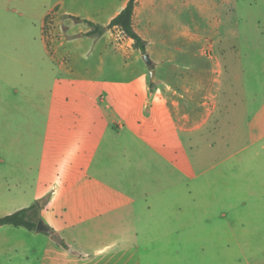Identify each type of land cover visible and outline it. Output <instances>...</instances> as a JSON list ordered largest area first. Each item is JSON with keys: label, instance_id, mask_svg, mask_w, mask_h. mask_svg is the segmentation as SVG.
Listing matches in <instances>:
<instances>
[{"label": "rangeland", "instance_id": "1", "mask_svg": "<svg viewBox=\"0 0 264 264\" xmlns=\"http://www.w3.org/2000/svg\"><path fill=\"white\" fill-rule=\"evenodd\" d=\"M41 3L0 0V49L24 56V40H31L35 56L44 58H37L36 72L45 76L29 82V108L38 100L57 102L62 152L69 141V152L85 156L75 173L52 177L30 203L70 247V256H57L58 264H233L227 238L213 228L214 116L227 125L229 81L249 70L246 47L252 37L264 36L258 32L264 0H169L160 9L166 17L146 7L153 78L132 39L115 27L113 43L87 35L90 26L82 16L52 11L45 24L47 51L41 40L47 10ZM173 18L183 22V30L169 24ZM54 27L60 41L52 38ZM2 87L0 146L7 97ZM171 88L184 94L174 96L180 107L154 109ZM200 104L204 118L197 117ZM2 158L0 151V167ZM0 201L2 215L9 208ZM5 229L14 228L0 231ZM38 235L37 251H17L2 236L0 264H41L50 241L64 248L45 232ZM252 262L264 264V253Z\"/></svg>", "mask_w": 264, "mask_h": 264}, {"label": "crops", "instance_id": "2", "mask_svg": "<svg viewBox=\"0 0 264 264\" xmlns=\"http://www.w3.org/2000/svg\"><path fill=\"white\" fill-rule=\"evenodd\" d=\"M41 1L47 10L41 37L47 51L49 45L44 32L46 17L52 11L55 15L63 13L82 16L83 20L108 25L129 2V0ZM168 3L169 0H138L136 3L133 24L135 29L144 38L146 37L150 47L152 42L151 36L146 34L144 9L152 6L153 14L166 17L160 9L165 8ZM11 15L13 13H3V16ZM182 23L181 20L173 18L169 24L180 26L179 28L183 30ZM148 24L151 25L152 20H149ZM185 26L187 31V25ZM55 28L51 30L52 38L60 41L55 35ZM90 30L91 27L88 31ZM258 32L264 34V26ZM113 36V30L109 29L99 36V40L108 38V43H111ZM252 39L245 52L249 57L248 65H250L249 68L248 65L245 66V69L249 70L235 74L229 81L228 96L231 104L227 108L229 112L227 125H223L221 118L214 116L213 126V153L217 160L214 165L213 228L218 237L224 235L227 238L229 259L233 264H262L252 261L254 257L264 253V36L261 39L254 37ZM24 45L28 49L27 55L19 57L2 54L3 50L0 49L2 54L0 84L7 94L4 99L5 139L0 146V151L4 153L2 158L4 166L0 167V192L3 191L5 197L0 198L5 200L9 208L0 217L31 206V201L36 199V195L42 191L46 181L61 175L63 170L72 169L75 173L85 159V156L80 158L76 152L68 151L69 141L64 144L62 152L60 135L62 120L57 102L38 100L30 110L26 96L27 87L36 77L45 76L36 72L37 58L42 61L44 58L35 56V48L29 38L26 37ZM216 79L214 77V93H216ZM9 91H12L13 95H9ZM153 95L157 97V92H153ZM177 95L184 94L182 92L178 94L177 89L174 88L166 89L165 98L158 100L156 98L159 104H155L153 108L166 111L170 103L174 107H180V102L174 98ZM10 96L13 97L9 98ZM148 104L153 105L151 101ZM200 106L202 109L197 117L204 118L203 104ZM193 118L188 112L186 113L187 121ZM3 228H14L0 231V238L4 236L5 240L12 239L8 245L13 249L18 251L28 247L33 251L38 250L39 231L13 225H1L0 230ZM1 248L2 243H0ZM19 254L24 255L22 252ZM58 255L70 256V253L66 248H61L50 241L47 254L41 264H58ZM238 256H241V259Z\"/></svg>", "mask_w": 264, "mask_h": 264}, {"label": "trees", "instance_id": "3", "mask_svg": "<svg viewBox=\"0 0 264 264\" xmlns=\"http://www.w3.org/2000/svg\"><path fill=\"white\" fill-rule=\"evenodd\" d=\"M138 0H129L126 7L115 16L108 25L97 24L90 20H85L91 27V30L87 32V35H97L102 36L106 31L114 27L119 28L128 38L133 40L134 46L139 49L142 53L147 52L148 41L135 29L133 24V16L135 6ZM49 15H47L46 19ZM47 28L45 26V32ZM39 217V207L33 204L29 207L22 208L11 214L0 217L1 225H13V226H23L29 230H36ZM47 235L52 236V238L62 247L69 249L68 243L60 237L59 234L54 232L51 228Z\"/></svg>", "mask_w": 264, "mask_h": 264}, {"label": "water", "instance_id": "4", "mask_svg": "<svg viewBox=\"0 0 264 264\" xmlns=\"http://www.w3.org/2000/svg\"><path fill=\"white\" fill-rule=\"evenodd\" d=\"M143 58L146 61V63L149 65V67L151 68V77L153 78L155 76V74H156V71L153 68L154 67V62H153L150 54L148 52L143 53ZM36 230L39 231V232H48L50 230V228L46 224H44V222L40 219L38 221Z\"/></svg>", "mask_w": 264, "mask_h": 264}]
</instances>
